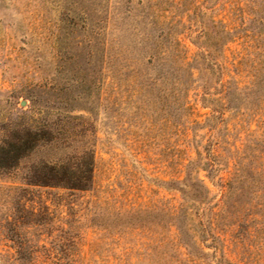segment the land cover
I'll return each mask as SVG.
<instances>
[{"label":"rangeland","instance_id":"obj_1","mask_svg":"<svg viewBox=\"0 0 264 264\" xmlns=\"http://www.w3.org/2000/svg\"><path fill=\"white\" fill-rule=\"evenodd\" d=\"M48 115L73 139L0 174V264H264V0H0V143ZM85 150L88 191L26 184Z\"/></svg>","mask_w":264,"mask_h":264},{"label":"trees","instance_id":"obj_2","mask_svg":"<svg viewBox=\"0 0 264 264\" xmlns=\"http://www.w3.org/2000/svg\"><path fill=\"white\" fill-rule=\"evenodd\" d=\"M62 119L52 120L48 115L29 121L21 118L9 123L7 136L0 143V174L17 170L20 162L31 157L37 150H58L60 145L66 147L73 137ZM94 173V153L85 150L83 153L43 161L33 166L25 179L30 187L83 192L94 184ZM199 184L208 192L203 181L199 180ZM10 232L16 233V229ZM11 240L16 243L18 253L23 255L27 248L20 236L16 235Z\"/></svg>","mask_w":264,"mask_h":264},{"label":"water","instance_id":"obj_3","mask_svg":"<svg viewBox=\"0 0 264 264\" xmlns=\"http://www.w3.org/2000/svg\"><path fill=\"white\" fill-rule=\"evenodd\" d=\"M24 104H26V103H24Z\"/></svg>","mask_w":264,"mask_h":264}]
</instances>
